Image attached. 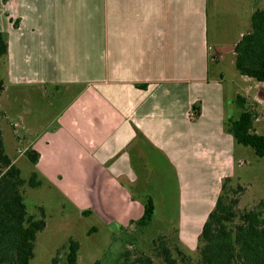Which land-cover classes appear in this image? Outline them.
<instances>
[{"label":"crops","instance_id":"1","mask_svg":"<svg viewBox=\"0 0 264 264\" xmlns=\"http://www.w3.org/2000/svg\"><path fill=\"white\" fill-rule=\"evenodd\" d=\"M207 10L208 0H1V94L68 96L19 154L37 151L32 171L77 212L126 226L143 213L138 195L172 176L178 234L200 232L235 162L222 76L209 74Z\"/></svg>","mask_w":264,"mask_h":264},{"label":"rangeland","instance_id":"2","mask_svg":"<svg viewBox=\"0 0 264 264\" xmlns=\"http://www.w3.org/2000/svg\"><path fill=\"white\" fill-rule=\"evenodd\" d=\"M255 8L264 9V0H208V42L212 58L217 59L210 61L209 74L214 78L222 76L226 117L239 115L241 108L234 101L239 94L256 113L255 131L264 135V82L240 75L233 59L235 43L250 29V16ZM19 89V86H10L6 94L0 93V108L4 111V115L0 112V127L6 152L15 158L21 177L28 180L31 163L25 154H19L20 150L38 129L52 122L68 96L60 95L53 88H47L45 94L35 88ZM19 99H25L21 105L27 111L23 124L17 114L21 107ZM233 150L235 162L224 193L226 198L237 199V210L251 209L264 200V156L259 157L250 146L236 142ZM40 179L42 183L37 187L28 184L22 187L27 213L45 220L44 229L36 233L33 256L28 264H69L66 259L69 238L79 243L75 264H119L125 250L133 255H150L156 264H165L152 248V242L161 236L171 247L178 243L187 255L196 258L199 234H195L196 226L189 231L191 234L183 233L182 238L177 233L176 239L179 187L172 176L150 187L155 202L151 222L145 227L128 224L123 228L117 223L105 222L93 212H77L73 203ZM138 198L145 197L138 195Z\"/></svg>","mask_w":264,"mask_h":264},{"label":"trees","instance_id":"3","mask_svg":"<svg viewBox=\"0 0 264 264\" xmlns=\"http://www.w3.org/2000/svg\"><path fill=\"white\" fill-rule=\"evenodd\" d=\"M233 52L234 66L240 75L264 82V9L252 11L250 29L235 43ZM7 53V36L0 31V93L4 89L1 69ZM234 101L241 111L236 118L224 119V131L231 134L236 143L250 146L257 156H264V135L257 133L253 126L256 113L248 107L245 97L237 94ZM200 110V103H194L192 117H197ZM0 112L4 115L2 110ZM24 153L32 164L37 162V151L27 148ZM20 174L19 167L5 150L0 127V264H28L33 256L36 233L45 227L43 217L35 218L27 213L22 195L24 184L37 187L42 183L39 173L32 171L28 180ZM230 180L229 176L222 180L215 204L202 224L196 240L195 259L178 243L171 247L164 236L152 242L156 255L165 264H264V200L254 208L237 210V199L226 198L224 193ZM142 203V215L129 224L145 227L151 222L155 211L152 196H145ZM177 233L175 229L178 240ZM78 249V241L69 238L66 254L69 264L76 263ZM119 264L156 263L150 255H133L125 250Z\"/></svg>","mask_w":264,"mask_h":264}]
</instances>
